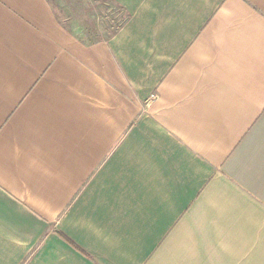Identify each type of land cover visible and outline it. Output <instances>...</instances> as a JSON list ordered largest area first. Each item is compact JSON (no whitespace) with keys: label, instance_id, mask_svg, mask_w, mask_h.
Instances as JSON below:
<instances>
[{"label":"crops","instance_id":"0c3cea01","mask_svg":"<svg viewBox=\"0 0 264 264\" xmlns=\"http://www.w3.org/2000/svg\"><path fill=\"white\" fill-rule=\"evenodd\" d=\"M57 2L0 0V264H264V0Z\"/></svg>","mask_w":264,"mask_h":264},{"label":"rangeland","instance_id":"374dc122","mask_svg":"<svg viewBox=\"0 0 264 264\" xmlns=\"http://www.w3.org/2000/svg\"><path fill=\"white\" fill-rule=\"evenodd\" d=\"M71 3L69 2V5H71V7H69L68 5H64L63 3H58V11L60 14V20H62L63 22L66 23V26H68L69 28H71L72 30H76L78 29L75 19L78 20L75 16V14L78 12V8H75V3L74 0H70ZM97 7H101V6H108V7H112V4L109 2H99L98 5H96ZM108 14V19H106L105 17H102L101 15L103 14V11L100 9H96L93 11H88V15L89 17H87L88 21H94L95 24L98 22V26H96V28L99 31V36L104 37L106 35L107 31H111L113 27H115L121 20H122V14L119 11H113L110 15ZM92 15H94V17H92ZM75 18V19H74ZM81 20H78V25L80 24Z\"/></svg>","mask_w":264,"mask_h":264}]
</instances>
